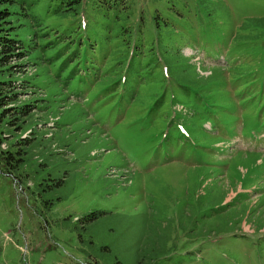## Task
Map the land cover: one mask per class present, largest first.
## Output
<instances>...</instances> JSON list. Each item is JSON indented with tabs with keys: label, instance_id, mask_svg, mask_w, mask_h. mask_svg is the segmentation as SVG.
Listing matches in <instances>:
<instances>
[{
	"label": "rangeland",
	"instance_id": "374dc122",
	"mask_svg": "<svg viewBox=\"0 0 264 264\" xmlns=\"http://www.w3.org/2000/svg\"><path fill=\"white\" fill-rule=\"evenodd\" d=\"M27 2L0 151L62 157L0 167V263L264 264V0Z\"/></svg>",
	"mask_w": 264,
	"mask_h": 264
},
{
	"label": "trees",
	"instance_id": "16d2710c",
	"mask_svg": "<svg viewBox=\"0 0 264 264\" xmlns=\"http://www.w3.org/2000/svg\"><path fill=\"white\" fill-rule=\"evenodd\" d=\"M102 1L108 2V4H111L112 2V6L116 7L118 3L124 4V1L127 0ZM29 6L30 5L28 4L27 0H0V68L5 66L7 60H10L12 58L21 59L25 56V51L23 50V41L20 38V34L17 33V30L22 26L24 27V24L21 23V20L23 18L29 17ZM257 21L264 22V20ZM10 68L1 70L0 73L6 71L8 73L6 76H12V73L8 72ZM12 82L14 81H0V108H2V111L0 113V123L2 122V124L6 128H11L13 131L22 134L31 129V112L34 106L31 104H24L22 106L15 105V103L18 102V93H16L13 89H5L7 87H13ZM52 144L53 140L51 138L41 139L32 136L26 137V139L18 140V142L13 145L15 149L17 148L15 151H0V167H2L4 172L9 176H13L16 174L13 177L16 178L17 181H23V175L25 174H21V168L26 167L25 163L28 162L26 158L29 153L28 150L33 149L40 151L39 155L41 156V162L38 163V168L40 167L49 169V167H47V164H49V162H54V166L59 167V163L56 162V159L61 158L62 156L59 154H52V152H50V145ZM56 156L58 157L56 158ZM44 161H46L45 163L47 164L42 163ZM58 169L60 170H58L57 173L53 172L52 174H47L50 184L45 182L46 179H44L45 183L41 182L38 184L39 188H42L41 191H43V189L51 190V188L58 189L63 186L64 182L67 179V176L65 171L61 172L62 169Z\"/></svg>",
	"mask_w": 264,
	"mask_h": 264
}]
</instances>
